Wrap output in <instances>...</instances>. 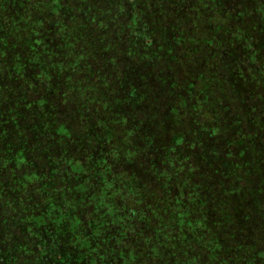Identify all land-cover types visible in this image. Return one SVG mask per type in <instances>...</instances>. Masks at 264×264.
I'll use <instances>...</instances> for the list:
<instances>
[{
    "label": "trees",
    "instance_id": "trees-1",
    "mask_svg": "<svg viewBox=\"0 0 264 264\" xmlns=\"http://www.w3.org/2000/svg\"><path fill=\"white\" fill-rule=\"evenodd\" d=\"M259 20L264 0H0V264H121L126 245L141 236L147 243L129 262L208 261L198 239L201 226L186 211L187 192L196 191L206 166L224 163L227 173L217 184L228 196L229 166L243 139L244 148L261 151L264 173ZM141 112L161 130L131 131L128 148L136 151L129 155L136 159L144 151L139 170L118 150L129 133L123 128L139 133L140 126L128 123L141 120ZM109 148L116 155H108ZM240 161L241 187L256 193L257 210L238 215L249 244L224 248L222 264L264 262V182L251 184L263 173L253 174L250 155L242 153ZM100 172L114 192L110 208L122 227L115 222L107 232L94 226L91 235L86 227L95 223V211H73L63 197L73 187L88 193L80 180L92 187ZM147 186L162 193L151 195ZM127 194L141 203L138 209ZM179 213L191 227L181 225ZM152 245L162 257L154 262L147 250Z\"/></svg>",
    "mask_w": 264,
    "mask_h": 264
},
{
    "label": "rangeland",
    "instance_id": "rangeland-1",
    "mask_svg": "<svg viewBox=\"0 0 264 264\" xmlns=\"http://www.w3.org/2000/svg\"><path fill=\"white\" fill-rule=\"evenodd\" d=\"M11 2V0H10ZM33 4L34 1H32ZM45 6V5H44ZM261 19V18H260ZM260 25L263 27V23L264 20H259ZM9 24H12V26L10 27L12 30V35H13V21H10ZM192 35L194 36L195 34L193 33V31L191 30ZM13 37V36H12ZM69 78L68 74H65V81H67ZM64 85H67V82L64 83ZM81 85L78 84L77 87L79 89L78 93L80 92L82 94V96H84L82 87H80ZM235 97V96H234ZM236 98V97H235ZM237 99V98H236ZM171 100L170 98H165L164 100L161 101H169ZM239 100V99H237ZM186 101H188L190 104H192V99L188 98ZM115 102V101H114ZM163 104V103H162ZM191 108H189V116H192V112H191ZM164 114H161V116H163ZM165 115H170L167 112H165ZM146 114L141 112L140 114H138V117L141 120L135 121V120H131L128 124L130 128H133L135 125L136 126H140L139 129V133L134 131L133 129H129L126 130L123 128V132L126 134H128V137H124V138H120L119 142L123 143L124 147L123 149L118 150V152H120V155L122 157L123 154H127V156L124 157L123 162H131L130 165L133 166V169H142V164L143 161L141 162L142 158H143V153L144 151H141V156L133 158L131 157L129 154L131 151H136L135 148L129 149L128 148V144L130 143V141H132L133 139L130 140V137H132V132H135V134H139L141 135L142 133H146V132H150L152 129H157V130H161L160 129V123L157 121L152 123V126L150 127L146 121H143L144 118H146ZM169 116V117H170ZM173 119V118H172ZM170 120V122H173V120ZM115 125H118V123H114ZM169 130H174V127L169 126L168 128ZM216 131H223V129L219 130L217 129ZM109 134L113 135L112 133L109 132ZM126 134V135H127ZM7 140L9 139L8 136H10L9 134H7ZM5 134H3V137L6 136ZM134 137V136H133ZM75 138V137H73ZM66 140H64L65 142ZM248 141L247 139H243L241 140L242 144L241 146H239V149L237 151V154L234 158L235 160V164L233 166H229L231 171L233 168V175H232V189L229 191V195L227 196V194L225 193V191L218 186V180L220 182H224V173H227L226 168L224 165V163H221L217 168L219 169L222 165V171H219L217 168L215 170H210L209 167L210 166H206L204 171H202V174H200L197 177V183L199 184L198 188L196 189V191H194L192 188L189 189V191L187 192V195H190L189 198V202H188V208L186 209V211H190L192 212V214L195 216V221L198 222V226H201L199 230V233L202 234V236H198V239H200L201 244H202V248L205 247L206 252H207V256H208V261H203L201 264H207L206 262H209L208 264H221L223 263V255H224V248L228 247L231 248V246L234 247L235 246H239L241 244H244L245 246L248 243V239L246 240V236H244L247 232L245 231V228H242L244 225L241 224V220L239 218L238 215H243V218L247 217L250 213L251 210L256 209L257 210V202H256V193L251 194V192L249 191H245L243 190V188L241 187L242 182L244 181V178L241 176V173L239 172V167H241V161H240V156L242 153H246L248 155H250L251 157V165H252V171L253 174L258 176V174L261 171V174L263 173L260 166V153H258L257 151H255L252 148H244V143ZM135 142L138 143L139 149L145 150V145L144 143L140 142V139H135ZM80 149V148H79ZM222 149H223V145H222ZM81 150V149H80ZM62 151H65V149H62ZM116 150L113 148H109V150H106V153L110 156H114ZM118 155V153H117ZM252 155V156H251ZM109 156V157H110ZM108 158V157H107ZM105 158V159H107ZM114 159V158H113ZM79 159L77 158V161ZM76 161V162H77ZM117 161V160H114ZM78 166L80 165V162L76 163ZM82 165V164H81ZM231 165V164H230ZM242 165H247V164H242ZM237 168V171H236ZM132 169V170H133ZM132 172H135L132 171ZM82 176H85L86 174L84 173V171H81L80 174H82ZM117 173V176L120 178V181L122 179H125L122 175V173ZM232 173V172H231ZM135 175V174H133ZM104 174L100 172L99 175H97L96 177H93L94 179V185L92 187H89L87 185V183L85 182V179L80 180L81 184H83L82 186H84L86 188V191L88 193H81L80 194V187H73L72 191L69 193L68 196L63 197V199H66V204L69 206V199L72 201V210L76 211V209L79 211L80 209H83L85 211H87L88 209L91 210V216L93 215V211L94 210V221L95 223L89 225L86 227V230H88L90 232L91 235H95L97 229L94 228V226L96 228H106L107 232L111 231V224L117 222V225H121L119 224V217L117 216V213L115 212V210L111 209V202L109 200H111L112 198L115 197L114 192L109 193L111 190L110 185L105 184V182H103V177ZM121 176V177H120ZM9 179L12 180L11 176H8ZM127 179V177H126ZM125 179V180H126ZM147 182H149V178H146ZM159 179H161V177L159 176ZM130 183L132 185H134V181L129 180ZM133 182V183H132ZM264 182V173L263 175L257 177V179H255V181H252L251 184L254 186H258V184ZM149 189V191H151V195L154 194L155 192H157V194H161V190L160 188H153L147 186ZM258 188V187H257ZM256 188V191H257ZM244 189H246L245 185H244ZM262 190V196H264V189L260 188ZM255 191V192H256ZM83 192V191H81ZM134 192V191H133ZM176 195V193L174 194ZM227 196V197H226ZM87 198V199H86ZM127 201L130 205V207L134 210L138 209L139 205H141V203H139L138 199L135 196L129 195L127 194ZM193 199L194 202L192 203L190 201V199ZM108 200V201H107ZM262 201V200H260ZM264 202V201H263ZM69 210V209H68ZM81 211V210H80ZM181 211L183 213H186L185 211V206H183V208L181 209ZM115 212V213H114ZM158 213L159 215H165V210L163 209V213L160 209H158ZM183 213H179L177 214L179 220L182 222L181 225L185 226V227H191L192 226V221L186 223L185 220L182 219L181 215ZM220 214V215H219ZM97 215V217H96ZM207 215L211 216L213 215V219L212 218H208ZM217 215V220H215L214 216ZM215 220V221H214ZM157 222L158 224H161L160 221H158V217H157ZM159 228L161 229V231L163 230V234L165 233L164 229L165 226L163 224L162 225H158ZM120 228L122 227L119 226ZM123 230V229H122ZM126 233H132L130 230L127 231L123 230ZM162 234V235H163ZM242 236V237H241ZM165 237V240L167 238V236H163ZM249 237L252 238L253 236L251 235V233H249ZM108 240V239H107ZM256 240V238H255ZM109 241H103L102 245H106ZM147 243L146 239H142V236L140 238V241H136V243L131 240V242H129L126 245V250H125V254H120L119 255V259H120V263L121 264H135V262L132 260L131 262H129V258L133 259V256L135 257L136 255H138L140 253V251H143L142 248L143 246ZM212 245V246H211ZM107 246V245H106ZM187 247H191L192 244H186ZM210 247H212V250L210 249ZM147 249V248H146ZM149 250V254H150V260L151 262H154L156 260V257L158 258H162L161 255H159L157 252H159V248H157L156 251V246L152 245V247H148ZM246 253V249L245 251L242 253L245 254ZM252 258L254 260V262H256V257H255V250L252 252ZM126 255V256H125ZM240 257V254H236V255H232V259ZM157 258V260H158ZM78 264H84V263H80L78 262ZM174 264H192V261H190V258L187 257L186 258V263L185 262H175ZM255 264H264V262H260L257 261V263Z\"/></svg>",
    "mask_w": 264,
    "mask_h": 264
}]
</instances>
